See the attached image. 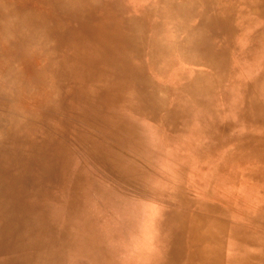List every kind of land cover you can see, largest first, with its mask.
<instances>
[{
	"label": "rangeland",
	"instance_id": "obj_1",
	"mask_svg": "<svg viewBox=\"0 0 264 264\" xmlns=\"http://www.w3.org/2000/svg\"><path fill=\"white\" fill-rule=\"evenodd\" d=\"M99 1L0 0V138L11 146L3 162L14 170L20 157L28 184L20 189L68 246L65 264H161L174 251L189 264H264V0L216 3L213 15L204 0H106L143 22L131 39L141 59L130 44L116 54L121 95L104 94L91 38L61 46L81 22L62 7L75 13ZM217 16L236 26L221 44L210 34ZM250 30L261 44L247 50ZM137 63L162 93L138 94ZM84 66L81 80H68Z\"/></svg>",
	"mask_w": 264,
	"mask_h": 264
},
{
	"label": "bare ground",
	"instance_id": "obj_2",
	"mask_svg": "<svg viewBox=\"0 0 264 264\" xmlns=\"http://www.w3.org/2000/svg\"><path fill=\"white\" fill-rule=\"evenodd\" d=\"M180 1L181 2H178V1H175V2L181 7H184V2H182V0ZM245 1L246 0H244L243 2ZM204 2L206 3V6L210 7L209 12L212 15L215 13L216 3L220 7H226L225 6L226 3L233 4L231 0H204ZM98 3H99L98 6L100 8H94L90 6V7H85L84 9L81 8V10L80 9L75 10V13H69V9L62 7V9L60 10L61 13L65 14V16L67 15L68 17H72V16L79 17V19H81V22L79 23L78 27H75L74 25L70 26V31L74 29L77 30L78 32L77 37L73 38V40L71 39L64 40L62 38L60 40H61V46H66L67 43H69L70 45V43H72V45L76 47V45L78 46L79 43L81 42V39L78 40L80 36H84V38H87V37L91 38V39H86V42H90L91 44L94 45L93 47L98 52L99 58L100 56H102L101 65L103 66L101 68H95V69L96 70L99 69V71L100 72L102 71V73L105 75V80L107 81V84H104L105 86L103 87V92L105 95H112L116 90L115 85H117V83L125 82L124 72L118 71V68L122 70V67H121L122 64L120 63L118 55H116L118 54V51L125 52L126 47L128 46V44H130V49L134 50V53H135L134 56L137 58V61L141 59V56L143 53L139 49L136 40L132 42V48H131V39L133 37L138 36L139 30L143 26L142 24L143 22L139 19L140 17L137 18L135 17V15H132V14L126 13L125 16L118 15L117 8L115 7L114 2L112 1L108 2L106 0H101ZM69 4H71V2ZM251 8L254 12H259L257 10L258 8L257 6L255 7L251 6ZM153 10L161 11L163 9L157 10V8H155ZM165 10H170L172 17L179 15L178 11L175 8H166ZM82 14L86 18L85 22L82 17ZM158 14H162V13L159 12ZM238 14L239 16L236 15L235 17H233V19L235 21L240 22L242 20V17L240 16V13ZM93 16H95L96 18H99V22L96 25L90 26L89 20ZM228 18L231 20V14H228ZM205 21L203 22L202 20H200L197 23V28H200V26L203 25ZM235 21L231 23V21L229 22L225 21L219 16L212 18L210 20L211 30H212L210 34L214 42H220L221 44V43L230 41L231 24L232 26L236 28ZM92 34L95 35L94 38L92 37ZM247 34H248L247 39H246L247 50H250V47L256 48L257 45L261 44L259 40L255 46L256 39H257V35L255 36V30L254 31L250 30L247 32ZM135 41H136V44H135ZM110 42L111 43L116 42L117 44H120V45L115 46V48H117V51L116 49L110 47L109 45ZM159 42L160 44L167 47V43L165 41L160 40ZM185 42H186V38L182 39L179 45L181 47H184ZM61 46L60 48H62ZM167 50L168 49L164 47L158 48V51L161 53L160 54L161 56H166L168 53ZM154 51L156 50L154 49ZM5 54L7 55L8 53L6 52ZM123 54L124 53H122L121 55ZM105 55H108L109 57H112L113 59L110 60ZM124 58H127V56L125 55ZM111 66L112 67L114 66L115 72L118 75L115 73L113 78L112 77L108 78L107 73H105L104 69H106V67L111 68ZM102 68L103 70H101ZM130 70L132 71L131 73L132 77L134 76V78H136L137 82L139 83V87L141 85H144V88L142 90L138 88L139 95H146L148 92V89L157 91V92L159 91V93L160 92L162 93L161 84L158 82L157 84H155L147 78L146 74L144 73V68L142 64L137 63L135 67L134 66H132V68L130 67ZM72 71L73 72H70L69 75L67 76L68 80L71 82L77 81L78 79L81 80V78L84 75H86L87 72H89L87 69V66H84V69H79L75 67ZM7 73H8V70H7ZM4 76H5V73H4ZM113 95H121V94L117 93ZM152 97L153 96H151L150 98ZM21 109H24V108H21ZM2 111H5V110H2ZM9 146L7 142L4 141L3 138H0V170H8V172L4 171V174L0 175V201L2 205L6 207V209L4 208L5 210L0 209V253L2 254V256L0 257V264H23V263L25 264H65V259L68 260L67 258L68 246H63V242L61 241L62 237L59 239L57 238L56 236L57 231H55L53 224L50 225V223L46 221L44 216L40 217L36 215L35 207L32 205L31 201L30 200L26 201L25 199V197L29 194V192H25V191L22 192V189H25L24 188L25 185L27 188L28 184L25 183L24 185V181L22 180H25V178L22 177L21 176L22 174L19 172V166L23 164L22 161H19L20 157H18L16 163L11 164L13 167L16 166V169L14 170L9 169L8 164L5 163L7 155H8ZM92 155H93V152H92ZM25 164H26L25 166L27 167L34 165V164H31L30 159L29 160L27 159V161H25ZM5 167H7L8 169H6ZM42 170L43 168L41 170L40 168L37 169V175L39 177H42V172H39ZM13 171H16V172H13ZM63 172L65 173L66 171H63ZM64 173L62 174V172H60V169L59 170L56 169L57 176L64 177L65 176ZM14 174H17L19 179H16V176ZM50 185L51 183H49V186ZM8 186H10V188L17 186L18 188L15 191H10V190H7L9 189ZM20 187H22V189H20ZM32 194L39 195V192L34 190ZM49 195L52 196L53 198L56 197V194L54 193L53 195L52 192L49 193ZM4 211L5 213H2ZM48 220L50 221V219ZM170 255L167 256V258L163 260L161 264H189L185 260L183 261L182 259H180V256L176 251H174ZM206 264H220L219 257L218 258L214 257L213 259L208 260Z\"/></svg>",
	"mask_w": 264,
	"mask_h": 264
}]
</instances>
